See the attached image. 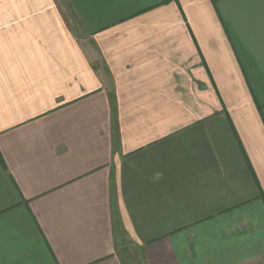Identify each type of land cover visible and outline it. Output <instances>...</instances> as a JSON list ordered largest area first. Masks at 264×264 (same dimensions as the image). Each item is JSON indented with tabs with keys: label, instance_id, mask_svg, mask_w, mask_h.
<instances>
[{
	"label": "crops",
	"instance_id": "0c3cea01",
	"mask_svg": "<svg viewBox=\"0 0 264 264\" xmlns=\"http://www.w3.org/2000/svg\"><path fill=\"white\" fill-rule=\"evenodd\" d=\"M0 264H264V0H0Z\"/></svg>",
	"mask_w": 264,
	"mask_h": 264
}]
</instances>
